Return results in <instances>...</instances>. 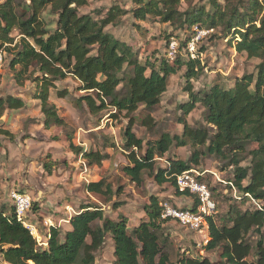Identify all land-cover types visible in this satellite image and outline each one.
Listing matches in <instances>:
<instances>
[{"label":"trees","instance_id":"1","mask_svg":"<svg viewBox=\"0 0 264 264\" xmlns=\"http://www.w3.org/2000/svg\"><path fill=\"white\" fill-rule=\"evenodd\" d=\"M193 1L132 0L131 9L115 4L104 16L95 18L79 12L89 0H0V54L10 56L8 66L17 85L37 82L40 90L33 98L39 100L46 128L61 121L48 103L49 90L68 76L77 80L78 90L84 91L78 100L91 114L108 110L109 116L115 117L124 112L129 122L122 147L128 164L122 171L136 185L147 171L154 172L157 184L174 186L175 176L199 165L206 153L226 161V167L234 168L231 183L241 194L240 200L253 199L259 204L253 209L232 204L220 222L207 217L208 240L201 247L206 252L218 250L217 261L181 255L178 264H264V0H224L223 4L219 0ZM182 3L187 5L183 11ZM128 13L139 21L152 17L182 30L184 36L178 41L175 57L170 60L163 54L142 62L128 43L106 31ZM194 28L211 30L215 37H229L237 54L259 60L255 74L242 75L231 88L216 83L206 91H194L190 80L202 69L199 57L190 58L186 50ZM182 68L188 100L179 105L181 115L175 120L182 126L181 133L162 132L157 140L144 141L133 132L130 115L142 106L146 115L141 123L152 129L151 113L167 90L169 76ZM57 92L60 97L67 94L65 89ZM196 104L203 108L202 122L191 125L186 118ZM25 106L20 97L0 96V119L5 112ZM0 134L9 132L0 128ZM172 144L190 145L195 150L186 161L166 157ZM70 147L89 166L100 165L107 157L92 148ZM242 154H248L250 166L239 165L236 157ZM161 157L167 159V165L156 167V159ZM85 189L108 200L114 194L105 179L88 182ZM160 199L149 197L143 206L146 218L130 230L124 217L104 218L100 207L85 205L69 218L70 228L65 232L60 227L49 228L45 247L16 220L13 207L2 204L0 264H93L94 252L106 235L112 240L115 264H170L160 244L163 225L168 221L160 218ZM196 202L194 198L193 204ZM252 234L254 241L249 239Z\"/></svg>","mask_w":264,"mask_h":264},{"label":"rangeland","instance_id":"2","mask_svg":"<svg viewBox=\"0 0 264 264\" xmlns=\"http://www.w3.org/2000/svg\"><path fill=\"white\" fill-rule=\"evenodd\" d=\"M219 2L223 4L224 0ZM195 3L201 4L203 0H194L193 4ZM115 4L124 9L133 7L132 0H89L88 5L80 8L79 12L89 13L95 18L102 17ZM180 8L183 11L187 5L182 3ZM193 30L191 38L196 36L197 30L200 31L195 43V56L199 57L202 66L197 77L190 80L194 91H206L216 83L231 88L242 75L250 72L255 74V66L259 60L247 59L245 55L237 54L228 41L229 37H215L211 30L201 28ZM106 31L128 43L138 52L142 62L145 58L154 59L167 55L171 42H175L177 50L178 41L184 36L182 30L160 23L155 18L139 21L130 13L121 17L117 25L106 27ZM184 50L180 49L179 52L184 54ZM9 59L10 56L0 54V96L12 94L20 97L26 106L18 111L8 112V116L5 112L0 119L1 130L9 132V135L0 134V205H10L6 194L9 190L29 194L31 207L27 216L32 227H35L34 230L32 228V234L40 246H46L49 228L60 227L62 233L65 232L66 222L85 205L100 207L104 218L118 220L124 217L130 230L141 218H146L143 206L150 196H158L162 192L178 195L173 185L157 184L153 178L154 172L143 171L139 185L123 173L122 167L128 164L127 152L122 147L123 132L129 122L124 112L116 113L115 117H110L108 110L91 114L86 105L78 100L85 94L84 91L78 90L77 80L68 76L56 82L55 87L49 90L48 103L55 107L61 121L46 128L39 100L33 98L40 90L37 82L28 80L22 86L17 85L8 66ZM183 73L184 68L169 76L167 90L151 113L154 119L152 129L141 123L146 115L142 106L130 115L133 118L132 130L136 136L144 141H154L160 138L162 132L181 133L182 126L175 120L181 115L179 105L188 100ZM61 89L67 91L65 97L58 95L57 90ZM113 112L115 111H111ZM202 112L203 108L196 104L187 116V122L191 125L202 122ZM70 144L98 150L107 157L100 165L89 166L81 154L72 152ZM194 150L190 145L177 147L172 144L165 156L186 161ZM236 158L240 166H250L248 154L238 155ZM199 162V165L191 167L201 174V178L211 189L212 199L216 203L212 218L216 222L226 216L232 204L239 205L241 209L258 206L259 202L253 199L243 202L240 200L241 194L231 183L234 168L226 167V161L206 153ZM165 165V157L156 159V167ZM99 179H105L111 184L114 194L109 200L104 196L88 193L85 189L88 182ZM246 182L247 179L243 181L244 184ZM189 197L193 204L194 198ZM163 199L171 200L168 197ZM97 223L101 224L102 221ZM202 237V234H193L169 220L163 225L160 244L167 252L170 264H178L181 255L207 257L211 261H217L219 251L203 250L201 246L206 242ZM255 238L253 234L249 235L251 241ZM114 260L112 240L106 235L101 247L94 252L93 264H115Z\"/></svg>","mask_w":264,"mask_h":264},{"label":"built area","instance_id":"3","mask_svg":"<svg viewBox=\"0 0 264 264\" xmlns=\"http://www.w3.org/2000/svg\"><path fill=\"white\" fill-rule=\"evenodd\" d=\"M195 37L191 38L187 43V53L190 58H195V43L200 35V31H196ZM175 42L170 43L167 56L169 59L175 57ZM201 174L193 169H187L175 176L174 186L179 192H188L196 199V205L182 207L172 204L168 200L159 202L160 218L162 220H173L184 229L190 232H196L203 235V241L207 242L208 223L207 217H211L216 209V203L212 199L209 186L201 178ZM7 197L10 205L14 209V215L18 222L28 228L32 233V223L28 219V211L31 207V198L29 194L19 190H9Z\"/></svg>","mask_w":264,"mask_h":264},{"label":"crops","instance_id":"4","mask_svg":"<svg viewBox=\"0 0 264 264\" xmlns=\"http://www.w3.org/2000/svg\"><path fill=\"white\" fill-rule=\"evenodd\" d=\"M8 114L9 113L7 112V116H8ZM177 194L178 195H171L170 193L162 192V193L158 194V197L161 198L160 201L163 200V198L168 197V198L171 199V200H168V201H170L172 204L178 205V206H182V207H186V206L192 205L191 204V199H190L189 196L186 197L184 195L179 194L178 192H177ZM64 226H65V230L66 229L68 230L70 228L69 227V223H67V222H66V224ZM191 233L199 235L196 232H191ZM206 240H208V236H206Z\"/></svg>","mask_w":264,"mask_h":264}]
</instances>
